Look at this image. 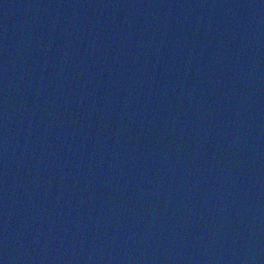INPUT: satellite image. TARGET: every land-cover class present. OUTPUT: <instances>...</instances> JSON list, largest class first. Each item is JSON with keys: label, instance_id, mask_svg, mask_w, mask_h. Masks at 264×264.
Returning <instances> with one entry per match:
<instances>
[{"label": "water", "instance_id": "95a60500", "mask_svg": "<svg viewBox=\"0 0 264 264\" xmlns=\"http://www.w3.org/2000/svg\"><path fill=\"white\" fill-rule=\"evenodd\" d=\"M0 264H264V0H0Z\"/></svg>", "mask_w": 264, "mask_h": 264}]
</instances>
